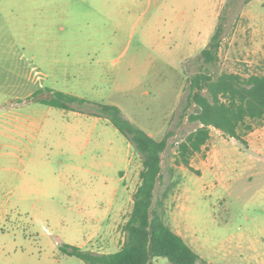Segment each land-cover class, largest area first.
Segmentation results:
<instances>
[{
  "label": "rangeland",
  "instance_id": "rangeland-1",
  "mask_svg": "<svg viewBox=\"0 0 264 264\" xmlns=\"http://www.w3.org/2000/svg\"><path fill=\"white\" fill-rule=\"evenodd\" d=\"M200 70L264 73V0H0V264H86L61 246L110 253L125 240L142 157L80 111L92 106L39 102L56 90L168 136L157 186L168 224L212 264H264V120L243 140L213 128L197 172L174 162L199 126L188 117Z\"/></svg>",
  "mask_w": 264,
  "mask_h": 264
},
{
  "label": "trees",
  "instance_id": "trees-1",
  "mask_svg": "<svg viewBox=\"0 0 264 264\" xmlns=\"http://www.w3.org/2000/svg\"><path fill=\"white\" fill-rule=\"evenodd\" d=\"M219 26L201 56L206 63L218 58ZM189 100L196 106L189 120L199 126L177 146L175 164L192 171V157L200 152L211 138L213 128L225 136L243 140V134L253 130L251 121L264 120V73L247 77L239 73L223 72L213 75L200 70L189 80ZM39 102L64 110L92 106L82 113L105 117L134 145L142 157L140 183L134 193V202L128 219L123 225L125 240L116 252L104 253L64 244L61 251L76 256L86 264H152V258L166 257L173 264H212L204 259L166 221L165 201L169 192L157 195V186L163 179L162 154L168 147V136L156 139L127 118L114 104H91L89 100L63 91H53L49 98Z\"/></svg>",
  "mask_w": 264,
  "mask_h": 264
},
{
  "label": "crops",
  "instance_id": "crops-1",
  "mask_svg": "<svg viewBox=\"0 0 264 264\" xmlns=\"http://www.w3.org/2000/svg\"><path fill=\"white\" fill-rule=\"evenodd\" d=\"M82 114V113H81ZM84 115H88V116H94V117H96L97 119H99L100 117H98V116H95V115H89V114H86V113H83Z\"/></svg>",
  "mask_w": 264,
  "mask_h": 264
}]
</instances>
